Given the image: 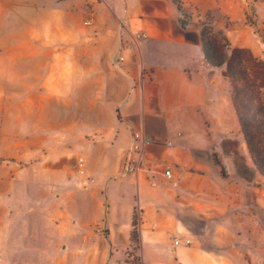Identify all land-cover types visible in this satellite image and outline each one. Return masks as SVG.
I'll return each mask as SVG.
<instances>
[{
	"label": "crops",
	"instance_id": "0c3cea01",
	"mask_svg": "<svg viewBox=\"0 0 264 264\" xmlns=\"http://www.w3.org/2000/svg\"><path fill=\"white\" fill-rule=\"evenodd\" d=\"M248 3L106 0L94 7L96 37L90 52L102 79L104 113L94 123L75 121L69 135L60 137L63 145L42 138L22 146L19 156H31L14 171V179L47 187L77 217L104 228L106 235H90L97 246L89 247L87 258L125 252L134 210L139 212L141 238L152 249L163 234L190 239V232L196 240L189 244H175L173 238L175 246H182L178 253L214 259L213 264L232 255L237 243L221 228L242 219L238 211L253 210L264 199L254 184L249 156L242 154L249 168L245 171L237 169L242 156L231 153L236 149L228 141H238L241 149L244 143L227 86L203 55L202 32L207 12H220L246 26L242 11ZM10 11L0 3V37ZM181 12L188 17L186 25ZM241 42L236 41L238 47L248 45ZM134 131L144 132L151 143L143 151L141 168L129 173ZM79 157L84 159V176L77 173ZM220 163L229 170L224 172ZM192 209L197 217L188 213ZM243 219L247 228L259 226L251 216Z\"/></svg>",
	"mask_w": 264,
	"mask_h": 264
},
{
	"label": "rangeland",
	"instance_id": "374dc122",
	"mask_svg": "<svg viewBox=\"0 0 264 264\" xmlns=\"http://www.w3.org/2000/svg\"><path fill=\"white\" fill-rule=\"evenodd\" d=\"M105 2L0 0L4 10H11L0 37V264H135V257L126 251L107 259L99 255L87 258L89 247L97 246L90 235H106L104 228L95 221L92 227L91 220L77 217L73 208L61 204L47 187L14 179L15 169L31 156H19L22 146L42 138L63 145L60 137L69 135V127L75 121L82 125L94 123L95 117L104 113L102 79L90 49L96 37L94 7ZM242 12L246 26L240 21L231 22L220 12H207L203 29L210 33L213 44L227 48L237 46L239 40L242 45L248 44L253 54L264 58V0H249ZM221 71L216 68L214 74L223 78ZM223 82L228 91L226 79ZM240 138L244 149L238 141L234 145L228 141L236 149L231 153L249 156L248 166L256 173L254 184L264 199V177L252 163L241 133ZM241 158L237 169L249 171L245 157ZM220 165L224 172L229 170ZM263 201L246 213L238 211L243 218L251 216L257 221V228L245 227L243 218L231 220L233 225L221 228L237 246L232 255L219 258L220 264H264ZM134 211L139 230V212ZM188 213L198 215L193 209ZM178 223L185 221L178 218ZM139 234L143 264L215 262L210 258L195 259L189 252L178 253L182 246L173 244L171 233L161 236V242L155 244L157 249H152V243L143 242L141 231ZM187 235L191 242L196 240L194 233ZM230 237L225 243L227 251L231 249Z\"/></svg>",
	"mask_w": 264,
	"mask_h": 264
},
{
	"label": "trees",
	"instance_id": "16d2710c",
	"mask_svg": "<svg viewBox=\"0 0 264 264\" xmlns=\"http://www.w3.org/2000/svg\"><path fill=\"white\" fill-rule=\"evenodd\" d=\"M202 51L208 64L222 69L241 136L252 163L264 177V58L253 54L248 45L224 48L213 44L206 29L202 32ZM125 251L135 257V264H143L135 211Z\"/></svg>",
	"mask_w": 264,
	"mask_h": 264
},
{
	"label": "built area",
	"instance_id": "2783aa9c",
	"mask_svg": "<svg viewBox=\"0 0 264 264\" xmlns=\"http://www.w3.org/2000/svg\"><path fill=\"white\" fill-rule=\"evenodd\" d=\"M181 22L186 25L188 23V17L186 13L181 12L179 16ZM142 37L145 36L144 33L140 34ZM151 143L150 138L141 131H134L131 135V145L129 148L128 160L126 164V171L129 173L137 172L141 168V156L146 146ZM77 173L80 176L85 175L84 159L79 157L77 160ZM165 176L170 177V170L166 169L164 171ZM91 180V179H90ZM93 180V179H92ZM91 180V181H92ZM175 244H189L191 240L189 238H174Z\"/></svg>",
	"mask_w": 264,
	"mask_h": 264
}]
</instances>
